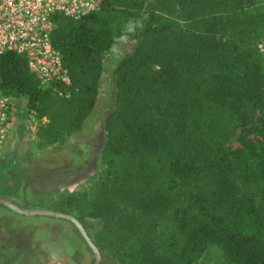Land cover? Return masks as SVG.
Instances as JSON below:
<instances>
[{
  "label": "trees",
  "instance_id": "trees-1",
  "mask_svg": "<svg viewBox=\"0 0 264 264\" xmlns=\"http://www.w3.org/2000/svg\"><path fill=\"white\" fill-rule=\"evenodd\" d=\"M120 16L135 42L111 73L103 147L131 159L132 168L121 180L104 173L88 212L118 218L109 241L130 245L135 233L145 235L156 250L149 264H192L207 245L229 264H264V241L239 230L264 199V147L224 148L235 117L254 111L264 138V64L256 48L264 44V0H102L76 20L58 17L49 33L68 71V97L57 94L59 83L41 87L12 52L0 55L1 93L23 97L45 119L44 135L62 138L94 105L101 55L113 40L102 26ZM129 213L136 229L125 222Z\"/></svg>",
  "mask_w": 264,
  "mask_h": 264
},
{
  "label": "rangeland",
  "instance_id": "rangeland-1",
  "mask_svg": "<svg viewBox=\"0 0 264 264\" xmlns=\"http://www.w3.org/2000/svg\"><path fill=\"white\" fill-rule=\"evenodd\" d=\"M102 28L113 35V40L101 55V74L90 113L79 126L63 133L60 139L51 140L44 135V118L38 120L32 131L22 133L20 128L9 131L0 151V197L29 208L56 210L57 206H61L65 213L77 216L98 249L99 264H149L156 250L148 245L145 235L135 233L130 245L109 241L107 231L119 227L118 218L94 216L85 206L94 184L104 173L107 178L121 180L127 177L132 168V161L128 157L108 155L104 151L102 120L112 88L113 67L130 52L135 40L132 30L121 16L108 21ZM259 54L264 64V50ZM258 116L259 112L254 111L247 117H235V135L224 144L227 152L244 151V144H251L255 151L264 147V138L256 120ZM23 136L26 138L24 141L21 140ZM102 152L107 155L108 165ZM256 206L257 211L243 220L239 230L264 241V199L256 200ZM0 218L8 220L4 227L10 232L23 231L30 235L33 254L38 256L33 264H64L70 250L77 256L74 264H91L90 250L67 220L22 215L1 204ZM124 219L130 229L137 228L138 221L133 213L125 215ZM69 238L75 243L67 242ZM42 244L43 250L39 253L38 248ZM192 264L229 263L218 247L207 245Z\"/></svg>",
  "mask_w": 264,
  "mask_h": 264
},
{
  "label": "built area",
  "instance_id": "built-area-1",
  "mask_svg": "<svg viewBox=\"0 0 264 264\" xmlns=\"http://www.w3.org/2000/svg\"><path fill=\"white\" fill-rule=\"evenodd\" d=\"M102 0H0V55L15 53L24 58L27 69L41 87L59 83V96L68 97L69 76L49 33L58 17L76 20L100 8ZM259 53L264 48L256 44ZM19 117V118H18ZM38 118L23 97L0 91V151L9 131H32ZM23 136L21 140H25Z\"/></svg>",
  "mask_w": 264,
  "mask_h": 264
},
{
  "label": "crops",
  "instance_id": "crops-1",
  "mask_svg": "<svg viewBox=\"0 0 264 264\" xmlns=\"http://www.w3.org/2000/svg\"><path fill=\"white\" fill-rule=\"evenodd\" d=\"M7 221V219L0 218V264H33V260L35 258L37 260L38 256L33 254L30 235L26 232L23 233V231L10 232L9 229L4 227ZM66 241L70 244L75 243L71 238L66 239ZM54 245L56 246V243ZM42 246L43 244L38 248L39 253H42ZM69 254L70 256L64 264H74L77 256L74 255L72 250Z\"/></svg>",
  "mask_w": 264,
  "mask_h": 264
},
{
  "label": "water",
  "instance_id": "water-1",
  "mask_svg": "<svg viewBox=\"0 0 264 264\" xmlns=\"http://www.w3.org/2000/svg\"><path fill=\"white\" fill-rule=\"evenodd\" d=\"M0 204L6 207L7 209L15 213L22 214V215L49 216L52 218H59V219L67 220L68 222L72 224V226L77 231L79 237L82 239V241L85 243L87 248L90 250L91 255H92L91 264H99L100 255H99L97 247L95 246L94 242L90 239V237L87 235L81 223L71 214L52 210V209H46V208L24 207V206H20L3 197H0Z\"/></svg>",
  "mask_w": 264,
  "mask_h": 264
}]
</instances>
